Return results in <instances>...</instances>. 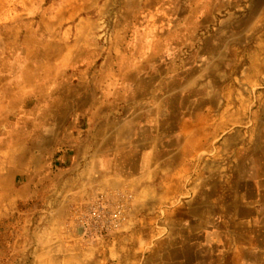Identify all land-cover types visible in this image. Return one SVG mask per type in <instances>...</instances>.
Returning a JSON list of instances; mask_svg holds the SVG:
<instances>
[{"label": "crops", "instance_id": "0c3cea01", "mask_svg": "<svg viewBox=\"0 0 264 264\" xmlns=\"http://www.w3.org/2000/svg\"><path fill=\"white\" fill-rule=\"evenodd\" d=\"M168 7L83 16L81 68L55 74L12 52L35 24L2 26L0 221L33 222L29 264H264V24ZM116 187L130 217L104 245L65 230Z\"/></svg>", "mask_w": 264, "mask_h": 264}, {"label": "rangeland", "instance_id": "374dc122", "mask_svg": "<svg viewBox=\"0 0 264 264\" xmlns=\"http://www.w3.org/2000/svg\"><path fill=\"white\" fill-rule=\"evenodd\" d=\"M138 3L139 0H110L106 2L104 0H0V56L7 51V48H2V44L8 32L7 28L2 26L7 24L11 27L15 24L27 26L35 24L36 31L25 32L23 34L26 38L25 42L22 37L21 43L12 52L19 55L20 58L26 54L30 55L29 58L42 56L47 58L48 61L51 59L52 64L45 62L41 64L42 70L46 73L52 72L55 74L58 71L66 70L78 71L81 68V59L86 50L88 36L86 32L78 30L75 25L83 22V16L87 17L89 15L95 16L96 21L99 20L103 26L109 24V22L114 23L113 19L110 20L111 16L102 14L103 11L110 10L112 13H122L124 9L135 7ZM145 3L148 7L154 8L183 7L189 12L195 9H212L213 12H216V15L212 18H205L207 24H211L212 27L224 25L227 19L228 22H231V19H241V17L247 19L251 24H264V0H145ZM204 22L206 21L203 20ZM13 34L16 36L15 34L18 33ZM101 34L106 37L109 33L101 31ZM206 34H208V31L204 29L202 36ZM192 39L194 38L192 37ZM34 40H36L38 47L35 48L33 44L29 47L28 41L32 43ZM185 50L187 52L195 50L199 52L200 50L204 53L203 47L187 48ZM65 56H68V60H63ZM59 59L62 61L59 62ZM30 64L32 65L20 63V70L34 71L33 66L36 67L37 65ZM34 204L39 208L41 207V215H49L52 205L50 198H38ZM129 217L128 213L123 225ZM70 224L65 223V230L70 231ZM123 225L116 232L122 229ZM33 226L32 221H27L19 231V226L16 224L14 217L0 221V264H29L34 262V251L38 243L32 238ZM109 237L110 235L96 241H87L84 237L81 238L90 246L100 247L107 242L105 240Z\"/></svg>", "mask_w": 264, "mask_h": 264}, {"label": "built area", "instance_id": "2783aa9c", "mask_svg": "<svg viewBox=\"0 0 264 264\" xmlns=\"http://www.w3.org/2000/svg\"><path fill=\"white\" fill-rule=\"evenodd\" d=\"M130 193L122 187L98 191L71 207V233L87 241L101 240L118 230L129 213Z\"/></svg>", "mask_w": 264, "mask_h": 264}]
</instances>
